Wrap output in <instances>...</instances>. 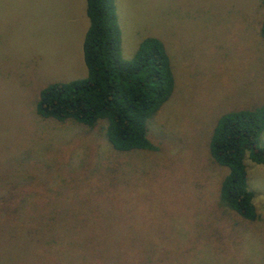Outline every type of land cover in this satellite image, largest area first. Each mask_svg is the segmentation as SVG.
Instances as JSON below:
<instances>
[{
	"label": "rangeland",
	"instance_id": "rangeland-1",
	"mask_svg": "<svg viewBox=\"0 0 264 264\" xmlns=\"http://www.w3.org/2000/svg\"><path fill=\"white\" fill-rule=\"evenodd\" d=\"M114 4L123 58L152 35L171 60L155 150L36 113L42 87L86 76V0H0V264H264V165L245 160L248 220L209 153L221 114L264 103V0Z\"/></svg>",
	"mask_w": 264,
	"mask_h": 264
},
{
	"label": "trees",
	"instance_id": "trees-1",
	"mask_svg": "<svg viewBox=\"0 0 264 264\" xmlns=\"http://www.w3.org/2000/svg\"><path fill=\"white\" fill-rule=\"evenodd\" d=\"M86 15L89 25L82 42L86 76L42 87L36 113L90 127L105 121L107 139L119 151L157 149L148 137V121L175 87L164 42L145 36L132 57L125 59L114 0H86ZM209 153L227 168L220 183L221 202L241 217L255 220L258 214L245 160L264 165V103L221 114L210 136Z\"/></svg>",
	"mask_w": 264,
	"mask_h": 264
}]
</instances>
